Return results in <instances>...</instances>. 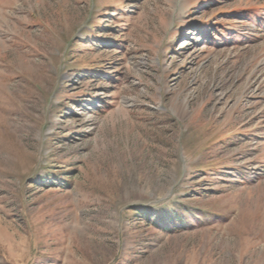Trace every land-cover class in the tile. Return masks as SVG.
Instances as JSON below:
<instances>
[{"label":"rangeland","instance_id":"1","mask_svg":"<svg viewBox=\"0 0 264 264\" xmlns=\"http://www.w3.org/2000/svg\"><path fill=\"white\" fill-rule=\"evenodd\" d=\"M0 264H264V0H0Z\"/></svg>","mask_w":264,"mask_h":264}]
</instances>
